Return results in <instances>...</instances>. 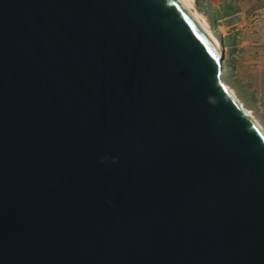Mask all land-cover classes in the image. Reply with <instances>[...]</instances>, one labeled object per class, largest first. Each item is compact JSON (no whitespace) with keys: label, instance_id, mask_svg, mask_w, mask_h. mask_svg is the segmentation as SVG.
Listing matches in <instances>:
<instances>
[{"label":"water","instance_id":"95a60500","mask_svg":"<svg viewBox=\"0 0 264 264\" xmlns=\"http://www.w3.org/2000/svg\"><path fill=\"white\" fill-rule=\"evenodd\" d=\"M217 40L178 0H0V264H264Z\"/></svg>","mask_w":264,"mask_h":264},{"label":"rangeland","instance_id":"374dc122","mask_svg":"<svg viewBox=\"0 0 264 264\" xmlns=\"http://www.w3.org/2000/svg\"><path fill=\"white\" fill-rule=\"evenodd\" d=\"M193 9L200 21L208 24L204 14L192 0ZM202 3L217 14L209 35L221 37L228 46L225 57L232 59L230 67L223 69L222 78L231 87L239 100L264 127V0H202ZM237 12L227 15L229 7ZM225 71L230 76H224Z\"/></svg>","mask_w":264,"mask_h":264},{"label":"bare ground","instance_id":"6f19581e","mask_svg":"<svg viewBox=\"0 0 264 264\" xmlns=\"http://www.w3.org/2000/svg\"><path fill=\"white\" fill-rule=\"evenodd\" d=\"M183 7L186 9V11L195 19V21H197V23H199V25L203 28V30L209 35V28H212L211 24H208L205 20H203V22L200 21L199 15L196 14L195 12H191V10L193 9V3L192 0H178ZM209 37L213 40V44L214 46L219 49L220 48V44L217 40L216 37L210 36ZM234 95V94H233ZM236 95V94H235ZM237 97V96H236ZM237 99H239L237 97ZM248 114L251 116L252 120L260 127L262 128L261 123H259L256 118L254 117V115L248 110Z\"/></svg>","mask_w":264,"mask_h":264},{"label":"trees","instance_id":"16d2710c","mask_svg":"<svg viewBox=\"0 0 264 264\" xmlns=\"http://www.w3.org/2000/svg\"><path fill=\"white\" fill-rule=\"evenodd\" d=\"M196 1V5L197 7L199 8V10H201L204 14L208 15L209 16V19H210V23L211 24H214V20L216 19L217 17V14L215 13L214 10L210 9L208 6L204 5L202 3V0H195ZM229 11L227 12V15H231V14H234L237 12V7L234 6V7H229ZM213 26V25H212ZM223 42V41H222ZM223 45L224 47L228 46L226 43L223 42ZM232 61V59H228L225 57V60H223V69H227L230 67V62ZM230 76V74H228L227 71H225V74L224 76ZM224 78V77H223Z\"/></svg>","mask_w":264,"mask_h":264}]
</instances>
